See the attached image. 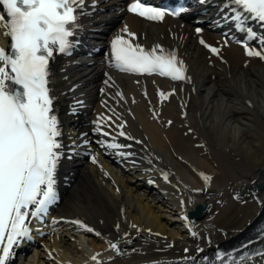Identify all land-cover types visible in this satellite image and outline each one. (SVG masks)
Instances as JSON below:
<instances>
[{
    "label": "bare ground",
    "instance_id": "1",
    "mask_svg": "<svg viewBox=\"0 0 264 264\" xmlns=\"http://www.w3.org/2000/svg\"><path fill=\"white\" fill-rule=\"evenodd\" d=\"M207 3L202 14L220 11L212 21L198 13L190 20L166 16L150 22L126 12L122 0L89 7L96 22L88 27H107L103 45L126 35L127 25L136 41L180 51L192 81L115 71L104 50L92 57L55 59L52 81L65 138L77 152L62 164L63 192L50 210L54 221L30 264H97L91 259L97 253L103 264L175 261L221 251L228 240L255 227L264 212V59L247 55L221 27L216 29L225 19L222 1L201 0L194 8ZM200 35L218 46V55L199 42ZM0 38L8 40L3 29ZM173 89L161 100L160 91ZM125 121L123 130L134 140L118 135L117 124ZM98 127L110 135L95 131ZM105 142L131 145L121 151L133 155L121 156ZM115 156L121 160L112 162ZM197 168L212 180L204 181ZM161 170L167 180L159 177ZM144 180L167 189L177 216L166 215L167 204L155 202L147 184L140 185ZM198 203L205 207L203 216L189 217ZM75 220L101 235L70 222ZM113 241L119 252L110 247ZM263 261L259 255L239 264Z\"/></svg>",
    "mask_w": 264,
    "mask_h": 264
},
{
    "label": "snow or ice",
    "instance_id": "2",
    "mask_svg": "<svg viewBox=\"0 0 264 264\" xmlns=\"http://www.w3.org/2000/svg\"><path fill=\"white\" fill-rule=\"evenodd\" d=\"M84 5L85 0H0L4 9L0 12V29L10 41L7 50L0 47V264H9L15 255L14 248L25 240L34 239L30 227L32 219L43 220L50 206L59 199L55 177L64 152L60 139L62 129L53 107L55 97L49 88V62L56 53L71 54L75 43L72 38ZM225 6L233 13L225 19L234 21L249 38L264 43V36H258L245 24L247 19L264 24V0H227ZM127 10L149 21H162L166 15V10L142 0H133ZM182 11L171 14L179 15ZM122 31L126 36L117 34L111 41L110 62L117 69L136 74H158L173 81L191 80L176 50H166L158 44L146 48L134 42L137 34L127 25ZM196 31L199 33L202 29ZM200 43L219 54L218 48L207 45L203 39ZM242 43L247 55L264 59V48L252 50L247 48L246 41ZM174 92L175 89L168 93L160 91L159 96L161 100H167ZM125 124L126 121L117 124L118 135L134 140L135 137L123 130ZM95 131L110 135L99 127ZM105 146L111 149L131 147L116 142H105ZM119 154L133 155L123 151ZM92 160L96 162V157ZM200 175L206 182L212 180L210 175ZM164 179H168V174H164ZM70 222L96 236L101 235L80 220ZM110 247L120 251L118 243H110ZM49 255L51 257V253ZM99 255L97 253L91 259L103 264ZM258 255H264V252ZM226 256L220 255L222 264ZM247 258L245 253L233 257V261L243 262Z\"/></svg>",
    "mask_w": 264,
    "mask_h": 264
},
{
    "label": "rangeland",
    "instance_id": "3",
    "mask_svg": "<svg viewBox=\"0 0 264 264\" xmlns=\"http://www.w3.org/2000/svg\"><path fill=\"white\" fill-rule=\"evenodd\" d=\"M166 215H167V216H170V217H173V216H171V215H168L167 212H166ZM174 217H175V216H174Z\"/></svg>",
    "mask_w": 264,
    "mask_h": 264
}]
</instances>
